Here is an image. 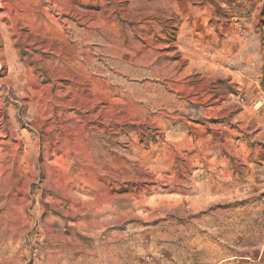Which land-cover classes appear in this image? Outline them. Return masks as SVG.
Segmentation results:
<instances>
[{"label": "rangeland", "instance_id": "obj_1", "mask_svg": "<svg viewBox=\"0 0 264 264\" xmlns=\"http://www.w3.org/2000/svg\"><path fill=\"white\" fill-rule=\"evenodd\" d=\"M85 2L76 70L15 22L0 264H264V0Z\"/></svg>", "mask_w": 264, "mask_h": 264}, {"label": "bare ground", "instance_id": "obj_2", "mask_svg": "<svg viewBox=\"0 0 264 264\" xmlns=\"http://www.w3.org/2000/svg\"><path fill=\"white\" fill-rule=\"evenodd\" d=\"M80 1L81 0H0V68L6 70L5 76H0V96L13 88L17 80L18 64H16L12 55V46L17 41V39L12 38L13 34L17 32L16 21L20 23L21 28L25 31L24 34L19 31L17 32L19 36L23 35V39H26L32 33L45 34L48 32H56L61 38L67 40L68 43L64 47L59 48L58 52H63V49L71 50L72 54L64 56V60L69 58L67 66L74 70L77 69L79 66L80 45L85 44L91 39L103 38V36L100 35L99 37L94 32L95 25L93 18L97 12L95 10L80 8ZM85 1V3L88 2V0ZM32 4L38 7V9H32L30 7ZM53 11L57 12L58 17L54 16ZM84 16L88 17L86 23L80 22L79 20ZM69 68H66V70ZM71 69V74H66V79L69 84L60 83V86L64 89H68L69 85L73 86L78 83L75 74L76 71ZM1 85H5L7 88H1ZM23 96H27V93H23ZM75 97L73 96L71 100L66 101L63 105L65 107L72 106V100ZM46 102L47 98L42 95L40 97L39 107L43 114H45ZM94 107V105H90L88 110L93 111ZM2 118L3 116L1 115L0 120H2Z\"/></svg>", "mask_w": 264, "mask_h": 264}]
</instances>
